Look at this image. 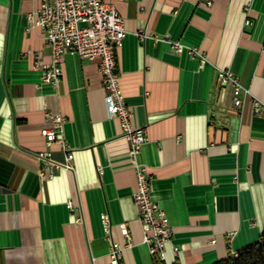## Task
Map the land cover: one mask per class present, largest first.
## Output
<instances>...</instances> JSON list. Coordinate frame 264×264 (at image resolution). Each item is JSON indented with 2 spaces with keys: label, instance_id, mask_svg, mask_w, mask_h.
<instances>
[{
  "label": "crops",
  "instance_id": "crops-1",
  "mask_svg": "<svg viewBox=\"0 0 264 264\" xmlns=\"http://www.w3.org/2000/svg\"><path fill=\"white\" fill-rule=\"evenodd\" d=\"M104 1L124 19L119 89L145 135L134 155L96 62L66 51L56 84L43 81L51 52L29 24L41 0H0V264H108L112 241L119 264H211L264 228V0ZM49 113L65 148L40 133ZM137 166L171 226L161 260L142 242Z\"/></svg>",
  "mask_w": 264,
  "mask_h": 264
},
{
  "label": "built area",
  "instance_id": "built-area-1",
  "mask_svg": "<svg viewBox=\"0 0 264 264\" xmlns=\"http://www.w3.org/2000/svg\"><path fill=\"white\" fill-rule=\"evenodd\" d=\"M31 26L42 30L44 44L50 49L51 61L41 63L42 80L56 84L63 70L60 66L61 56L66 51H73L81 57L94 60L97 65L102 85L106 90L104 100L107 113L118 118L123 135L129 141L130 153L135 154L139 149L145 135L143 128H137L131 123L132 111L126 104L119 89L118 72L115 62V48L121 46L125 35L124 19L118 14L112 3L104 0H41L40 6L30 15ZM245 23H250L247 19ZM143 35V34H142ZM171 48L174 52H181L184 48L190 56H198L199 64L204 63V56L193 46H184L179 41H173ZM264 49V46H262ZM217 78L221 85L231 83L237 85L231 72L219 70ZM239 103L238 99L234 100ZM258 101L254 100L255 108ZM59 113L48 114V119L53 123V128H42L41 132L48 139L56 138L62 147L65 143L62 137L63 118ZM43 152L39 156L46 157ZM73 157L72 152H67L66 161ZM136 188L132 192V199L136 206L138 219L141 224L142 242L147 245V250L159 260L163 259V245L170 239L172 231L168 217L161 206L151 195L150 176L143 166L135 168ZM71 206L70 202H67ZM102 221L108 216L100 215ZM104 230L109 231V226L104 225ZM120 232L125 239H129V232L123 224H119ZM177 246H172L174 253ZM121 245L112 241L109 252L108 264H119L121 258ZM236 255V251L231 252ZM158 264V263H157Z\"/></svg>",
  "mask_w": 264,
  "mask_h": 264
},
{
  "label": "trees",
  "instance_id": "trees-1",
  "mask_svg": "<svg viewBox=\"0 0 264 264\" xmlns=\"http://www.w3.org/2000/svg\"><path fill=\"white\" fill-rule=\"evenodd\" d=\"M211 264H264V228L257 240L239 248L236 255L229 253Z\"/></svg>",
  "mask_w": 264,
  "mask_h": 264
}]
</instances>
